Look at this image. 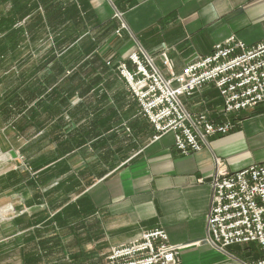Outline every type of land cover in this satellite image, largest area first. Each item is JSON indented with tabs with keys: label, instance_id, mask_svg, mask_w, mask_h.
<instances>
[{
	"label": "crops",
	"instance_id": "0c3cea01",
	"mask_svg": "<svg viewBox=\"0 0 264 264\" xmlns=\"http://www.w3.org/2000/svg\"><path fill=\"white\" fill-rule=\"evenodd\" d=\"M39 2L10 0L15 22L18 16L30 17L29 10H35L32 3ZM55 2L58 9L62 8L57 26L64 29L59 31L58 40L65 37L67 27L73 26L74 42L89 44L93 50L90 56L102 59L100 69L117 74L116 66L127 63L133 52L150 58L161 71L164 56L173 71L179 72L186 64L211 54L214 45L231 36L248 47L264 40V0ZM46 5L48 1L42 0L38 8L45 10ZM70 7L74 9L72 21L65 18ZM37 21L43 25L46 19ZM15 22L13 19L10 25L18 26ZM33 26L28 22L25 32H31ZM15 32L0 34V38L4 35L3 39L15 44L32 41L27 36L24 39L22 29ZM79 52L82 50H76L75 55ZM95 68L80 69L106 75ZM5 70L0 71V77L7 73ZM12 75L19 76L16 82L28 92L36 87L34 70L19 68ZM122 81L111 85L90 82L78 88L110 92L89 93L94 97L90 98L91 110L84 115L76 109L86 105L84 99L62 100V104L59 99L57 105L55 100L22 104L17 92L20 87L14 88L9 115L17 120L16 128L21 123L25 126L20 134L15 131L14 140H22L16 145L35 175L25 184L19 172L2 176L0 195L22 183L40 194L32 199L28 195L24 211L16 216L26 213V225L13 229V237L24 234L25 243H11L5 251H13L14 260L18 254L19 264L23 257L26 264H33L35 258L40 264H107L105 256L111 248L161 229L170 244L181 247V264H241L252 260L239 258L234 247L220 251L212 246L207 241V219L215 159L233 172L264 163V101L239 112L227 135L208 137L200 151L181 155L173 146L172 134L152 139V126L140 116L137 101L128 96ZM180 102L191 114L222 106L212 84L204 85L190 98L181 97ZM49 106L57 108L48 111ZM127 126L132 135L126 132ZM2 251L0 264L6 263Z\"/></svg>",
	"mask_w": 264,
	"mask_h": 264
},
{
	"label": "built area",
	"instance_id": "2783aa9c",
	"mask_svg": "<svg viewBox=\"0 0 264 264\" xmlns=\"http://www.w3.org/2000/svg\"><path fill=\"white\" fill-rule=\"evenodd\" d=\"M116 66L140 112L154 130V140L173 135L181 155L202 149L206 138L227 135L241 111L264 101V40L246 46L231 36L214 45L211 54L173 71L164 56V70L133 52ZM212 84L222 100L218 112L188 113L180 102ZM207 241L220 251L252 243L258 258L241 264H264V163L230 171L215 159ZM181 247L168 242L161 229L144 232L128 244L113 247L107 264H181Z\"/></svg>",
	"mask_w": 264,
	"mask_h": 264
},
{
	"label": "rangeland",
	"instance_id": "374dc122",
	"mask_svg": "<svg viewBox=\"0 0 264 264\" xmlns=\"http://www.w3.org/2000/svg\"><path fill=\"white\" fill-rule=\"evenodd\" d=\"M44 1H48V5L45 6V10L38 8V4H40L42 0H40L39 3H32V9L34 8L35 10H29L31 11L28 14L30 17H26L24 15L22 19H20L18 16V22H15V20H17L15 13L12 9H10V0L0 1V34L9 36L13 31L15 32L16 29H22L24 39L26 36L29 39L32 38V41L28 44L24 42L15 44L9 39H3L4 35L0 38V71L2 69L7 70V73L0 77V114L2 115L0 123V178L4 175L11 176L12 174L19 172V174L25 178V181L23 182L24 184L26 179L33 177L35 173L26 163L24 153L22 154L20 152V148L16 145L22 140H14L16 138L15 133L17 132V134H20V130H24L25 128L24 123H21L19 127L16 128L15 125L17 124V120L15 117L11 118L9 115L10 108L8 104L10 103V96L16 92L14 88L17 87L18 83L15 79L19 78V76L16 77V75H12L14 71L19 68H28L34 70V74L36 73V75L32 77L34 78L32 81H34V85L36 86L33 88V91L31 90V92H28L27 88L21 84L18 85L20 87L17 91L19 94L18 97L21 98L20 100L22 104L23 102H29L32 104L34 101L44 102L47 100H49L50 103V100H55V105H57L59 99H61L59 100L60 104H62V100H65L67 103L68 101H73L74 99H84L87 106H78V108H76L78 109V112L83 115L87 111L91 110L89 107L90 98H93L94 96H89V93L110 94V92L103 91L90 92L89 90H77L78 88H82L84 83L91 82L92 84L97 83L99 85H111L118 82L123 83L119 74L116 72H107L100 69L101 64L99 63L102 59H98L93 55V57L90 56L93 50L91 51L89 44L83 42L81 45L79 42H74V33L76 32L73 26L67 27L64 31V40L63 37L62 40H58L61 38V36L59 38L57 37L59 31L64 30L63 28L60 29L59 26H57L62 8L58 9V3H56L55 0L54 2L53 0ZM56 10H59L57 16L52 17ZM40 17L46 19L43 25H40L37 21ZM13 19L16 25L19 23L18 26L10 25L12 24ZM28 22L34 23V26L31 32L28 31L26 33V29L24 28L28 25ZM79 49L82 50V53L79 52V55H75L76 50L79 51ZM103 61H105L104 67H107V61ZM92 66H96L95 69L97 72H100V74L105 73L106 75H93L89 73L92 70L82 71L80 69H88ZM57 79L61 82L59 85ZM126 91L128 96H131L128 89ZM81 94L85 95L83 96ZM46 108L48 111H52V109L55 111L57 107L49 106ZM67 108L69 109V107ZM70 109L73 110L74 106ZM218 110L211 111L205 109L199 113L192 114H202L207 111L216 113ZM140 116H142L141 112ZM125 130L128 134L132 135V129L130 126H127ZM153 137L154 135L152 136V139ZM23 183L21 184L22 186L20 185V187L16 189H13L15 187H12V189L7 191V193L0 195V211L2 212L0 215V251L3 250L2 258L6 261L4 264H19L17 259L20 260V256L17 254L16 260H14V252L12 251L10 253L5 251V249H7L11 243L16 244L14 242H18L19 244L25 243V235L23 234V237L20 235L18 237H13V229L24 227L26 225V213L24 212L18 217L16 216L19 212L24 211L28 195L31 196L29 199H32L40 194L38 191L33 190L30 186H23ZM20 237L23 239L16 240V238ZM233 250L239 258L246 259L251 253H256L257 247L255 244L247 243L234 246ZM29 259L31 260V258ZM29 262L30 261L28 260V263ZM36 262L35 258V262L33 264H36ZM21 264H26L25 257L21 258ZM37 264L40 263L37 262Z\"/></svg>",
	"mask_w": 264,
	"mask_h": 264
},
{
	"label": "trees",
	"instance_id": "16d2710c",
	"mask_svg": "<svg viewBox=\"0 0 264 264\" xmlns=\"http://www.w3.org/2000/svg\"><path fill=\"white\" fill-rule=\"evenodd\" d=\"M18 13H22V12H18ZM55 14L52 16V17H56L57 16V13H58V10H56L55 12H54ZM65 18L67 19V20H73L74 19V9L72 8V7H70L67 11H66V13H65ZM57 19V18H56ZM13 34H16V32H12ZM249 257H250V259H256V258H258V254L257 253H251L250 255H249Z\"/></svg>",
	"mask_w": 264,
	"mask_h": 264
},
{
	"label": "bare ground",
	"instance_id": "6f19581e",
	"mask_svg": "<svg viewBox=\"0 0 264 264\" xmlns=\"http://www.w3.org/2000/svg\"><path fill=\"white\" fill-rule=\"evenodd\" d=\"M2 214V212L0 211V215ZM6 214V213H5Z\"/></svg>",
	"mask_w": 264,
	"mask_h": 264
}]
</instances>
